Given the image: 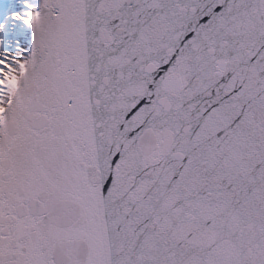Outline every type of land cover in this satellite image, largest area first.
I'll return each instance as SVG.
<instances>
[{"label":"snow or ice","instance_id":"snow-or-ice-1","mask_svg":"<svg viewBox=\"0 0 264 264\" xmlns=\"http://www.w3.org/2000/svg\"><path fill=\"white\" fill-rule=\"evenodd\" d=\"M0 264H264V0H0Z\"/></svg>","mask_w":264,"mask_h":264}]
</instances>
